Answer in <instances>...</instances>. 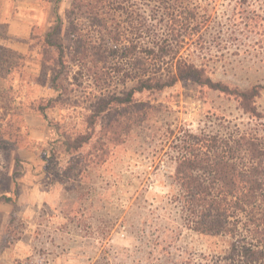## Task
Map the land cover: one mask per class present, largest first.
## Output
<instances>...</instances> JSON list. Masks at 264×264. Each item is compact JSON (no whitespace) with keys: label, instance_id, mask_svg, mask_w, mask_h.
Instances as JSON below:
<instances>
[{"label":"rangeland","instance_id":"374dc122","mask_svg":"<svg viewBox=\"0 0 264 264\" xmlns=\"http://www.w3.org/2000/svg\"><path fill=\"white\" fill-rule=\"evenodd\" d=\"M45 1L54 3V14L31 29L25 51L0 45V196L16 199L0 212V264H174L187 254L198 260L207 242L174 231L179 212L166 202L177 155L169 133L228 134L254 121L233 94L183 81L161 93L136 94L132 105L87 128L92 81L69 66L56 91L57 53L45 40L56 12L64 18L71 0L67 7L62 0ZM241 4L264 17V0H220L209 38L228 33L229 11ZM242 42L221 51L208 44L219 56L213 79L232 92L264 85V64L236 55L251 44ZM39 100L55 101L46 120L35 109ZM255 106L264 123V90ZM130 117L134 123H127ZM117 118L118 126L112 122ZM77 136L85 142L67 152L63 137Z\"/></svg>","mask_w":264,"mask_h":264},{"label":"trees","instance_id":"16d2710c","mask_svg":"<svg viewBox=\"0 0 264 264\" xmlns=\"http://www.w3.org/2000/svg\"><path fill=\"white\" fill-rule=\"evenodd\" d=\"M219 1L71 0L64 18L56 13L55 25L45 35L46 45L57 53L56 91H62L59 80L69 66L92 81L95 94L87 128L94 129L95 121L110 117L115 108L132 105L136 94L161 93L183 81L233 94L240 110L254 121L253 127H236L228 134L169 133L177 153L166 196L167 204L179 212L173 229L207 242L198 260L187 254L174 264H264V123L255 106L264 85L232 92L214 80L212 63L219 56L208 47L212 42L221 51L226 44L246 41L251 44L236 55L264 64V33L258 32L264 17L248 4L232 6L225 24L228 33L209 38ZM240 29L244 34H237ZM253 33L258 37L251 38ZM54 104L39 100L35 109L46 120ZM112 122L121 124L118 118ZM85 140L63 137L61 144L73 153ZM15 201L0 196V204Z\"/></svg>","mask_w":264,"mask_h":264},{"label":"crops","instance_id":"0c3cea01","mask_svg":"<svg viewBox=\"0 0 264 264\" xmlns=\"http://www.w3.org/2000/svg\"><path fill=\"white\" fill-rule=\"evenodd\" d=\"M69 5V0L62 4ZM58 10V9H57ZM58 13V11L56 12ZM54 14V3L45 0H0V45L18 52L28 46L31 29ZM40 20H43L41 23ZM25 46V47H24ZM0 204V212L4 209Z\"/></svg>","mask_w":264,"mask_h":264}]
</instances>
